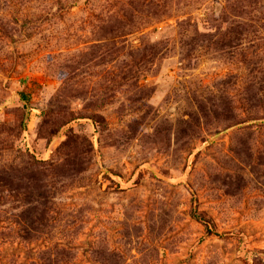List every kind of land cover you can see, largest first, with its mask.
Returning a JSON list of instances; mask_svg holds the SVG:
<instances>
[{"label":"rangeland","instance_id":"obj_1","mask_svg":"<svg viewBox=\"0 0 264 264\" xmlns=\"http://www.w3.org/2000/svg\"><path fill=\"white\" fill-rule=\"evenodd\" d=\"M251 1L0 0V264H264Z\"/></svg>","mask_w":264,"mask_h":264},{"label":"trees","instance_id":"obj_2","mask_svg":"<svg viewBox=\"0 0 264 264\" xmlns=\"http://www.w3.org/2000/svg\"><path fill=\"white\" fill-rule=\"evenodd\" d=\"M251 2H253V0ZM256 2L257 0H255V3ZM192 201H193L192 216L205 226L207 234L217 235L212 223L209 220L205 219L203 215L200 213L198 208V200L195 193H193ZM52 253L53 251H49V250L41 253V258L45 262L44 264H71V261L74 258L73 252L69 249H64V248L58 249L56 251V258L54 260L51 258Z\"/></svg>","mask_w":264,"mask_h":264}]
</instances>
